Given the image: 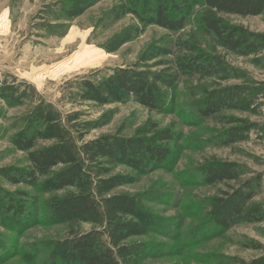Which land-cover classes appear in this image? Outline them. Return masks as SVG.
Returning a JSON list of instances; mask_svg holds the SVG:
<instances>
[{
    "label": "rangeland",
    "instance_id": "1",
    "mask_svg": "<svg viewBox=\"0 0 264 264\" xmlns=\"http://www.w3.org/2000/svg\"><path fill=\"white\" fill-rule=\"evenodd\" d=\"M150 3L0 0V169L26 167L25 155L11 147L9 137L29 129L35 147L64 143L69 148L84 171L82 187H102L95 196L101 212L97 219L55 223L48 211L61 193L44 183L15 186L0 178V188L14 198L35 200L26 218L29 227L24 230L19 231L21 228L16 229L0 214V264H36L27 255L21 258L18 251L30 253L36 246H46L38 242L89 232L96 234L93 245L97 249H114L103 199L121 195L140 200L150 217H138L151 226L145 236L127 240L150 242L144 249L150 252L144 257L131 249L126 264H241L264 255V222L227 231L204 225L207 200L226 187L203 186L197 174L199 166L210 158L236 163L242 180L258 185L253 201L264 204V51L244 57L215 47L197 25L202 0H191V13L176 31L153 24ZM222 18L230 25L264 35V12ZM190 37L203 52L222 58L219 78L199 80L180 65L182 51L176 45ZM118 71L176 75L174 103L165 113L154 114L132 98L117 101ZM87 85L93 89L87 92ZM233 85L243 86L250 95L247 112L228 111L211 120L197 116L194 103L202 98V88ZM228 117L252 125L245 141L222 143V131L231 127ZM147 122L160 129L172 126L181 136L178 154L166 167L147 168L138 175L121 159H110L109 154L98 151L95 143L99 139L133 138ZM109 179L115 184L107 188L101 182ZM21 243L34 245L25 252L18 250ZM40 253L37 259H46V253ZM69 254L64 249L59 263L57 254L44 263L63 264ZM117 261L123 264L121 259Z\"/></svg>",
    "mask_w": 264,
    "mask_h": 264
},
{
    "label": "trees",
    "instance_id": "2",
    "mask_svg": "<svg viewBox=\"0 0 264 264\" xmlns=\"http://www.w3.org/2000/svg\"><path fill=\"white\" fill-rule=\"evenodd\" d=\"M202 7L197 25L201 35L209 38L215 47L244 57L260 50L264 51V35H255L240 26L230 25L222 18V15H261L264 12V0H202ZM148 9L154 25L167 31H176L185 16L191 13V0H151ZM176 46L182 51L180 65L187 72L199 80L219 78L224 68V61L219 55L203 52L193 37L178 41ZM115 84L118 90L117 101L132 98L148 112L162 114L174 103L177 76L164 72L121 71L115 77ZM92 89L91 85H87V92ZM245 91L240 85L212 90L202 88V98L195 101L194 110L202 120L216 119L228 111L247 112L250 109L251 97ZM226 120L231 127L222 131V143L232 145L248 138L247 134L252 125L243 119L228 117ZM174 130L172 126L160 129L156 123L147 122L137 130L133 138L107 137L99 139L95 145L101 154H109V158L114 160L116 157L121 159L131 171H136L139 175L147 168H164L177 156L181 136ZM28 132L29 129L21 130L9 137L11 147L25 155L26 167L2 168L0 178L15 186L35 187L44 183L51 186L52 191L61 193L60 196L54 197L49 206L48 215L54 216L55 223H69L75 220L92 222L97 219L101 212L95 196L102 187L81 186L85 177L84 171L64 143L35 147V139ZM197 174L199 183L203 186L226 187L207 200L204 225L215 231H227L239 225L264 222V204L253 201L258 185L253 180H242L238 164L210 158L199 166ZM101 183L108 185L107 188L115 184L114 179ZM23 196L26 197L27 194ZM26 198H14L12 194L0 188V214L6 217L7 223L16 229L21 228L19 231L29 227L26 225V218L35 202L32 197ZM139 201L134 196L127 195L103 199L108 212L109 236L114 249H97L93 245L96 234L89 232L77 234L71 239L38 242V245L46 246L43 249L36 246L30 253L18 251L19 256L23 258L27 255V259L35 260L36 264H50L44 261L49 257L55 259L54 255L57 254L55 260L59 263V255L66 249L70 251V256L67 262H62L63 264H119L117 258L126 264L130 261L125 259L129 256L128 252L137 249V252L145 257L150 250L144 249L150 247V242H127L129 238L136 239L151 232V226L143 224L138 217H150ZM33 245L21 243L18 250L26 252L33 248ZM40 252L46 253V259H37ZM241 264H264V255Z\"/></svg>",
    "mask_w": 264,
    "mask_h": 264
}]
</instances>
